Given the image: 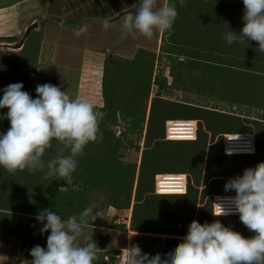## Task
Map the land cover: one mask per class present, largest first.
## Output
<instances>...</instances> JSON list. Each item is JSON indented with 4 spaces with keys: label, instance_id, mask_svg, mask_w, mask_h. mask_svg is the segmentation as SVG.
<instances>
[{
    "label": "trees",
    "instance_id": "1",
    "mask_svg": "<svg viewBox=\"0 0 264 264\" xmlns=\"http://www.w3.org/2000/svg\"><path fill=\"white\" fill-rule=\"evenodd\" d=\"M169 2L175 4L178 16L171 30L160 36L159 55L138 49L131 59L114 57L111 67L104 66L103 106L97 107L104 113L99 122L102 139L77 157L72 184L46 179L43 172L10 174L0 169V242L19 238L26 216L49 209L66 219L94 203L104 216L109 208L131 210L129 229L136 233L183 237L193 220L201 224L219 220L242 236L250 233L245 238L254 235L238 216H213L212 196H234L224 191V184L264 162V53L256 49L255 41L228 46L223 40L228 28L239 33L243 26L242 0ZM30 47L25 44L17 55L0 51V89L21 82L35 98L41 46ZM28 50L31 68L23 61ZM161 60L169 68L170 84L155 75V64ZM152 87L157 91L147 112ZM166 89L195 94L207 103L165 99L161 93ZM6 111L0 110V115ZM170 120L197 121L196 140H166ZM8 127L7 120L0 121V132ZM115 127L122 129L119 135ZM223 134L253 135L255 154L225 155ZM61 147L53 141L45 161L55 158ZM128 148L140 154L139 164L124 161ZM164 174L187 175L186 193L156 194V176ZM100 219L90 218L89 225H98ZM181 240L165 239L163 253Z\"/></svg>",
    "mask_w": 264,
    "mask_h": 264
},
{
    "label": "clouds",
    "instance_id": "2",
    "mask_svg": "<svg viewBox=\"0 0 264 264\" xmlns=\"http://www.w3.org/2000/svg\"><path fill=\"white\" fill-rule=\"evenodd\" d=\"M242 4V28L239 33L228 28L223 40L228 46L255 41L256 49L264 53V0H242ZM138 5L132 6L135 12L126 11L122 17V28L131 37L151 39L156 33H167L178 16L172 2L158 6V0H138ZM115 21L102 17L101 26L107 31ZM87 30L84 24L74 30V35L80 37ZM23 87L18 82L0 89V110L7 109L0 121L9 122L7 130L0 132V169L10 174L43 172L46 179L56 177L70 185L77 157L87 145L102 139L99 122L104 113L88 98H70L65 90L52 84L37 85L35 98ZM53 141L62 147L55 158L45 161ZM224 191L235 194L217 198L213 216L238 215L239 221L254 233L250 238L219 220L204 224L193 220L182 240L164 255L142 254L138 246L132 245L122 250L124 264H264V162L230 178ZM103 216V209L95 203L66 219L49 209L40 211L35 216L40 233L49 235L46 247L36 245L30 250L32 259L27 264H93L97 259L96 243L91 239L82 245L80 241L89 219Z\"/></svg>",
    "mask_w": 264,
    "mask_h": 264
},
{
    "label": "rangeland",
    "instance_id": "3",
    "mask_svg": "<svg viewBox=\"0 0 264 264\" xmlns=\"http://www.w3.org/2000/svg\"><path fill=\"white\" fill-rule=\"evenodd\" d=\"M10 0L9 2H11ZM135 0H42L44 3V13L54 15L57 20L49 21L48 18L37 19L38 27L33 30L25 41V44L31 46L29 49L40 47L38 61L36 65V78L34 82V93L37 85L45 83L52 84L65 90L70 98L79 99L88 98L96 107L103 106L101 95V77L103 68L106 64L111 67L114 57L131 59L138 49H144L159 55L161 45V33H156L151 39L141 36H128L122 28L123 19L115 22L112 27L105 31L101 26V18H115L119 13L128 9ZM7 2V1H6ZM34 3V1H31ZM166 4V0H158V6ZM72 14L69 17H62L66 12ZM53 18V17H52ZM87 24L88 30L80 37L74 35V30ZM22 37H16V42L8 43L6 39H0V51L2 53L12 52L16 55L21 50L10 51L1 47V45L16 44ZM24 44V45H25ZM28 47V46H27ZM23 61L30 63L31 68V51L24 53ZM111 56V57H110ZM1 62V60H0ZM4 62V61H3ZM155 75L166 78L167 84L172 81L169 68L166 61L157 65L155 64ZM13 71L17 69H13ZM82 78V84L78 85L79 79ZM156 87H152L150 100L156 94ZM165 99L186 102L190 104L205 105V101L198 99L195 94L180 93L174 90H164L161 93ZM211 105V104H210ZM209 105V106H210ZM198 127V126H197ZM113 131L116 135L120 134L121 128L115 127ZM132 140L134 139L131 138ZM140 147L142 141H140ZM140 154L135 150L125 151L124 161L139 164ZM129 211L116 213L114 210L107 211L104 218L114 219L104 220V225H111L118 228L119 238L127 241ZM115 222V223H114ZM118 222V223H117ZM111 223V224H110ZM130 223V222H129ZM127 233V234H126ZM244 237L250 236V233H243ZM171 238L158 234H138L131 236L130 246H138L142 254L163 255V242ZM172 239H174L172 237Z\"/></svg>",
    "mask_w": 264,
    "mask_h": 264
},
{
    "label": "crops",
    "instance_id": "4",
    "mask_svg": "<svg viewBox=\"0 0 264 264\" xmlns=\"http://www.w3.org/2000/svg\"><path fill=\"white\" fill-rule=\"evenodd\" d=\"M9 1L10 0H0V39L22 37L26 28L32 23L37 22L38 18L55 17L54 15H47L44 13V3L40 2L42 0ZM31 1H34V3L30 4ZM71 14L72 9L70 12H66L65 15L62 14V17H69ZM50 18H48V20L52 21ZM79 84H82V78L79 79L78 85ZM110 209L114 210L113 208H109L108 211ZM128 211L131 215V210ZM121 212L116 211V213ZM104 217L100 219L98 225H88L80 243L86 245L91 239L96 243L97 259L93 264H124L122 250L130 247L131 236L143 233L130 231L129 216L126 222L129 237L127 241L125 239H120V233L118 232L119 227H116V225L112 226L111 223V225H104V220H110V222H112L115 218L107 219ZM40 227L41 225L36 221L34 216H26L24 228L20 237L12 238L8 242H0V264H27V262L31 261L32 258L29 253L34 246L40 245L41 247H46V240L49 233L41 234ZM172 237L175 239H182V237L179 236Z\"/></svg>",
    "mask_w": 264,
    "mask_h": 264
},
{
    "label": "built area",
    "instance_id": "5",
    "mask_svg": "<svg viewBox=\"0 0 264 264\" xmlns=\"http://www.w3.org/2000/svg\"><path fill=\"white\" fill-rule=\"evenodd\" d=\"M198 124L196 121L170 120L165 125V137L169 141H194L197 137ZM223 151L225 155H254L255 139L253 135L223 134ZM254 149V152L251 150ZM257 165V164H256ZM255 165V166H256ZM186 175H157L155 193L158 195H184L187 190ZM164 183H168L167 186ZM171 192V193H170ZM232 195H213V214L217 211V198L229 197ZM227 207V205H225ZM238 216V215H226ZM221 217V216H220Z\"/></svg>",
    "mask_w": 264,
    "mask_h": 264
},
{
    "label": "water",
    "instance_id": "6",
    "mask_svg": "<svg viewBox=\"0 0 264 264\" xmlns=\"http://www.w3.org/2000/svg\"><path fill=\"white\" fill-rule=\"evenodd\" d=\"M133 5H136V6L138 7V6H139V5H138V0H135L134 3L131 5V7H129L128 9H126V10H124V11H122V12L119 13L115 18H113V19L116 20L115 22H117L118 20H120V18H122L123 15L126 14V11H132V12H135V8L132 7ZM50 20H52V21H53V20H57V21H59V22L61 21V20L56 19V18H50ZM37 27H38L37 22L32 23L31 25H29V26L26 28V30L24 31V34L22 35L21 40H20L18 43H16V44H8V43H5V44L1 45V47L4 48V49L10 50V51L21 50V49L23 48L24 44H25L26 39H27L28 36L30 35V33H31L33 30L37 29ZM110 57H111V56H110Z\"/></svg>",
    "mask_w": 264,
    "mask_h": 264
},
{
    "label": "bare ground",
    "instance_id": "7",
    "mask_svg": "<svg viewBox=\"0 0 264 264\" xmlns=\"http://www.w3.org/2000/svg\"><path fill=\"white\" fill-rule=\"evenodd\" d=\"M164 184H166V186H167L168 183H164ZM170 193H171V192H170Z\"/></svg>",
    "mask_w": 264,
    "mask_h": 264
}]
</instances>
